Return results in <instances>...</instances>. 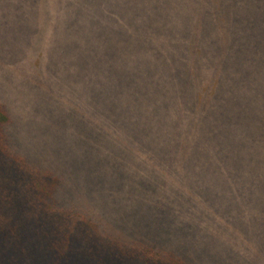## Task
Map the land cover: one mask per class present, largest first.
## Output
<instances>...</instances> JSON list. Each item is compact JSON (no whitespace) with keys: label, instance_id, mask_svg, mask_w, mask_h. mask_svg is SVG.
I'll return each mask as SVG.
<instances>
[{"label":"trees","instance_id":"trees-1","mask_svg":"<svg viewBox=\"0 0 264 264\" xmlns=\"http://www.w3.org/2000/svg\"><path fill=\"white\" fill-rule=\"evenodd\" d=\"M0 264H264V0H0Z\"/></svg>","mask_w":264,"mask_h":264},{"label":"rangeland","instance_id":"rangeland-1","mask_svg":"<svg viewBox=\"0 0 264 264\" xmlns=\"http://www.w3.org/2000/svg\"><path fill=\"white\" fill-rule=\"evenodd\" d=\"M23 116H24V120L31 119V116L34 117L33 115H30V114H25ZM47 126L49 128H51L49 121L47 122ZM21 129L22 130H25V131L27 130L25 132V134L28 135V136L29 135L32 136L33 139L35 140V143H32L31 144V145H33L34 150H35V147L40 146V145H44V139H45V120H43V119L41 120L39 118V115L36 112H35V123L31 124V127H29V129L26 126H22ZM78 136H79L78 138H76V135H74V136H66L67 138H65L66 140H64L63 144L64 145H68L69 144V146H70V144L77 142L82 147V142H83V148L85 149V142L83 141V139L85 138L84 134L82 132H80V135H78ZM19 139L20 138L17 137V141ZM98 147L99 146L92 144V148L93 149H97ZM49 150H51V158H50V160H54L55 159V156H56V155H54V150H53L52 147ZM66 153L68 155L69 152L66 151ZM32 158H34V159H32V161H33V163H35V156H33ZM50 160L47 161V162H50V163L52 162L53 163V161H50ZM69 160L70 159H68V158L65 159V160L60 158V159L57 160L58 162L53 163V166L58 167L57 165H61V171H63V172L66 173V168H63V165H65L67 167V165L70 162ZM82 160L86 161L85 159H82ZM44 161H46V160H44ZM73 165L75 166V164H73ZM74 174H75V172H73V171H70V172L67 173V175L70 178L69 181H71V180L74 179L73 178ZM98 180L101 181L102 180L101 177ZM67 189H69V188L67 187ZM80 203H83V202H80Z\"/></svg>","mask_w":264,"mask_h":264}]
</instances>
